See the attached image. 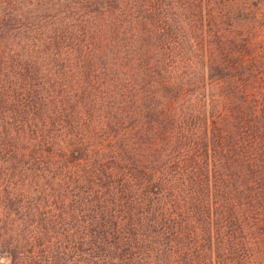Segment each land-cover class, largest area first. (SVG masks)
<instances>
[{"label": "trees", "instance_id": "trees-1", "mask_svg": "<svg viewBox=\"0 0 264 264\" xmlns=\"http://www.w3.org/2000/svg\"><path fill=\"white\" fill-rule=\"evenodd\" d=\"M239 0H0V264H264V24Z\"/></svg>", "mask_w": 264, "mask_h": 264}, {"label": "rangeland", "instance_id": "rangeland-1", "mask_svg": "<svg viewBox=\"0 0 264 264\" xmlns=\"http://www.w3.org/2000/svg\"><path fill=\"white\" fill-rule=\"evenodd\" d=\"M239 6H241L240 14L241 18L245 16L255 15L260 18L261 26L264 24V0H239Z\"/></svg>", "mask_w": 264, "mask_h": 264}]
</instances>
